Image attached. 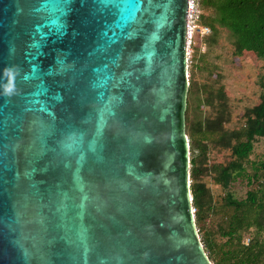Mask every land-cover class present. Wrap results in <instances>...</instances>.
Listing matches in <instances>:
<instances>
[{
  "label": "water",
  "instance_id": "obj_1",
  "mask_svg": "<svg viewBox=\"0 0 264 264\" xmlns=\"http://www.w3.org/2000/svg\"><path fill=\"white\" fill-rule=\"evenodd\" d=\"M189 0H0V264H214L186 129Z\"/></svg>",
  "mask_w": 264,
  "mask_h": 264
},
{
  "label": "rangeland",
  "instance_id": "obj_2",
  "mask_svg": "<svg viewBox=\"0 0 264 264\" xmlns=\"http://www.w3.org/2000/svg\"><path fill=\"white\" fill-rule=\"evenodd\" d=\"M192 49L189 63V82L192 87L188 94L187 110L190 130L187 132L191 138V128L194 130L198 181L205 185L202 200L205 222L200 225V236L203 241L205 233L210 232L215 242L220 244L227 238L224 231L228 230L227 216L232 212L226 200L243 199L254 186L248 183L245 176H238L227 184L220 181L218 168L229 163L232 149L217 134L214 140L200 142V129L206 126L210 131L218 132L219 128V133L223 131L230 138L233 131L245 126L248 109L258 104L264 92V86L261 85L264 61L252 51L236 54L235 39L225 28L211 34L206 38V43L197 38V44ZM208 98L212 104L207 103ZM221 110L223 112H219ZM262 162L264 138L261 137L256 139L247 161L248 171L253 173L254 166ZM249 240L250 232H244V242L248 243ZM259 264H264V261Z\"/></svg>",
  "mask_w": 264,
  "mask_h": 264
},
{
  "label": "trees",
  "instance_id": "obj_3",
  "mask_svg": "<svg viewBox=\"0 0 264 264\" xmlns=\"http://www.w3.org/2000/svg\"><path fill=\"white\" fill-rule=\"evenodd\" d=\"M201 2L204 10L202 21L212 30L208 36L201 39L203 42L206 43V38L211 34L225 28L235 39L236 54L252 51L264 61V0H201ZM261 85L264 86V76ZM191 87L192 83L188 94ZM222 96L225 98V94L222 93ZM207 103L212 104V101L209 99ZM189 121L186 111L187 131ZM200 130H202L200 142L214 140L217 134L232 149L229 163L218 168L220 181L227 184L238 176H245L248 183L254 186L247 192L245 198L226 200V204L232 209L227 216L228 230L224 231L227 238L219 244L215 242L212 234L207 232L203 236L205 248L211 260L215 261L214 264H259L264 261V162L254 166L255 171L251 173L247 169V161L254 150L256 139L264 138V92L258 104L248 109L245 126L233 131L230 138L226 137L223 131L219 133L221 130L219 128L218 132L210 131L206 126ZM190 136L191 190L197 225L201 232L200 225H204L205 222L202 203L205 185L198 181L199 168L192 128ZM244 232H250L248 243L244 242Z\"/></svg>",
  "mask_w": 264,
  "mask_h": 264
},
{
  "label": "built area",
  "instance_id": "obj_4",
  "mask_svg": "<svg viewBox=\"0 0 264 264\" xmlns=\"http://www.w3.org/2000/svg\"><path fill=\"white\" fill-rule=\"evenodd\" d=\"M201 0H189V13L187 25V40H188V65L193 52V45L197 44V38L203 39L208 36L212 30L207 24L202 21L204 10Z\"/></svg>",
  "mask_w": 264,
  "mask_h": 264
}]
</instances>
